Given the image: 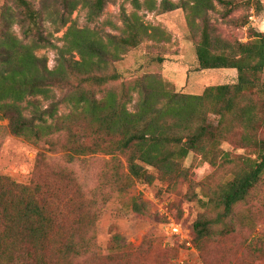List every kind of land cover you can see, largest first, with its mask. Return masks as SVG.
Returning <instances> with one entry per match:
<instances>
[{
  "label": "trees",
  "instance_id": "trees-1",
  "mask_svg": "<svg viewBox=\"0 0 264 264\" xmlns=\"http://www.w3.org/2000/svg\"><path fill=\"white\" fill-rule=\"evenodd\" d=\"M114 1L9 0L0 7V119L8 120L15 136L35 145L48 143L49 152L60 154L57 162L39 153L29 183L0 175V264H117L128 259L139 248L124 245L118 235L105 252L97 248L96 222L105 202L113 190L124 194L138 179L151 183L149 168L161 181L178 185L187 177L183 161L191 152L226 168L228 176L204 202L207 213L193 223L194 245L203 261L214 237L223 241L237 226L250 229L249 219L237 218V210L259 197L264 177V32H251L246 41L218 33L208 16L215 3L232 26L247 24L248 16L229 18L231 0H131L136 10H186L198 68L236 71L233 83L207 86L201 94L180 93L158 73L128 80L118 73L115 63L123 55L160 35L136 11L121 8L116 34L68 25L78 6L94 19ZM249 2L256 11L264 6L262 0ZM65 27L63 44L56 46L53 35ZM50 47L56 49L52 69L45 56L36 55ZM55 88L62 91L58 98L52 95ZM38 97L49 100L45 108ZM27 98H33L28 114L22 105ZM60 104L68 107L65 114L58 115ZM223 141L255 157L224 151ZM96 153L110 159L95 188L86 191L72 165ZM227 245V262L249 264L251 254L264 257V235Z\"/></svg>",
  "mask_w": 264,
  "mask_h": 264
},
{
  "label": "rangeland",
  "instance_id": "rangeland-1",
  "mask_svg": "<svg viewBox=\"0 0 264 264\" xmlns=\"http://www.w3.org/2000/svg\"><path fill=\"white\" fill-rule=\"evenodd\" d=\"M38 4L40 0H33ZM143 3L145 0H139ZM159 1V0H157ZM178 2L179 0H172ZM264 2V0H262ZM232 11L229 18L242 19L248 16L247 24L241 27L232 26L222 17L223 7L215 3L209 11V21L218 33L227 39L246 41L251 32H264V6L256 11L255 3L247 0H231ZM9 4V0H0V7ZM264 5V3H263ZM121 8L127 13L135 12L151 26L159 28L160 35L154 39H146L138 47L128 51L115 67L125 80L141 76L144 73H158L173 90L187 94H201L205 87L218 84H229L236 80L235 69L200 70L195 55V40L192 38L186 21L187 11L181 8L158 14L148 11L144 6L136 10L131 0H115L108 3L99 17L89 19L87 9L78 6L71 15V22L78 27H88L96 32L118 33L121 27ZM48 32L53 25L45 21ZM66 27L54 33L53 43L63 44V33ZM14 34L21 38L17 25L13 26ZM36 55L45 56L48 67L55 65L56 49L45 48L36 51ZM159 58V59H158ZM161 58V59H160ZM264 78V73L262 75ZM62 91L55 88L52 92L58 98ZM137 96L134 95L133 103ZM27 98L23 102L28 114ZM39 105L45 108L49 100L38 97ZM68 107L59 105L58 115L65 114ZM220 147L224 151L237 155L255 154L245 148L236 147L231 141H223ZM49 144H32L22 137L15 136L8 126L6 118L0 119V175L7 176L17 183H29L34 175L36 159L44 153L49 160L60 162L59 153L48 151ZM125 165L124 158L117 156ZM110 155L96 153L81 156L72 168L79 178L82 187L87 191L95 188L99 172ZM187 177L178 185L161 181L156 171L149 168L154 178L151 183L136 180L124 194L113 190L112 197L105 202L102 214L96 222V244L99 250H107L112 245V237L118 235L124 244L138 247L126 260L117 264H245L244 260L229 261V248L232 241L238 243L247 239L264 235V177L258 188L259 197L240 206L237 218L249 219V228L240 229L224 236L223 241L215 242V237L205 253V262L194 245L193 223L201 215L207 213L204 202L211 196L217 183L227 179L226 168L213 167L200 160L195 153H189L183 161ZM211 206V205H210ZM243 222H246L244 221ZM132 252V250H131ZM238 255H241L240 253ZM105 264H114L107 262ZM249 264H264V257L251 254Z\"/></svg>",
  "mask_w": 264,
  "mask_h": 264
}]
</instances>
